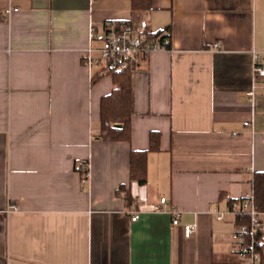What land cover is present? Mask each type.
<instances>
[{"label": "crops", "instance_id": "crops-1", "mask_svg": "<svg viewBox=\"0 0 264 264\" xmlns=\"http://www.w3.org/2000/svg\"><path fill=\"white\" fill-rule=\"evenodd\" d=\"M10 6L19 11L5 18ZM141 19L170 28L171 49L134 71L131 140L100 139L113 79L92 82L83 62L90 26ZM254 51L264 53V0H150L147 10L0 0V264H239L237 219L211 211L252 193L264 172ZM133 151H148L146 184L132 177ZM83 161L86 184L75 169ZM190 223L198 229L186 238Z\"/></svg>", "mask_w": 264, "mask_h": 264}, {"label": "built area", "instance_id": "built-area-1", "mask_svg": "<svg viewBox=\"0 0 264 264\" xmlns=\"http://www.w3.org/2000/svg\"><path fill=\"white\" fill-rule=\"evenodd\" d=\"M16 11H19V8L10 6L5 10L4 17H10ZM89 41L83 62L89 69L92 82L114 71L134 68L142 61L148 60L153 53L170 49L172 46L170 34L168 35L167 31H153L147 19H141L138 23L108 22L102 29L90 26ZM253 76L255 83L264 80V53L253 52ZM254 94L253 90L250 95ZM245 124L250 126L249 122ZM75 169L82 175V183L86 184L90 176V163L79 162ZM83 190L86 191L85 188ZM228 200L230 203L227 210H222L216 205L211 211L219 221L225 220L227 215H233L236 219L247 215L250 219L248 223H238L232 234L233 255L238 258L239 264H263L257 247L262 243V238H258V235L263 236L264 213L256 208L254 190L242 198ZM161 202L166 203L167 199L162 198ZM18 209V206L11 205L9 212ZM171 213L174 216L173 224L179 225V211L173 210ZM139 214L134 212L132 220L136 221ZM197 229V223L184 225L185 237L191 238Z\"/></svg>", "mask_w": 264, "mask_h": 264}, {"label": "trees", "instance_id": "trees-1", "mask_svg": "<svg viewBox=\"0 0 264 264\" xmlns=\"http://www.w3.org/2000/svg\"><path fill=\"white\" fill-rule=\"evenodd\" d=\"M132 7L134 10H147L150 8V0H132ZM169 30L170 28L161 31H167L169 35ZM138 65L125 71H114L108 74L113 79V89L101 101L102 130L99 134L100 139L131 140L132 119L135 114L134 71ZM97 80L99 78L94 82ZM117 124L121 126L117 127ZM159 142V134L152 133L150 150H159ZM147 155L148 151H133L131 156V174L140 184L147 183ZM120 190L124 191L126 199L131 201L125 186H122ZM253 190L256 208L264 213V172L255 173ZM249 221L247 215H241L237 219V223H248ZM258 238H262V243L257 247V251L260 252L264 264V237L260 234Z\"/></svg>", "mask_w": 264, "mask_h": 264}, {"label": "water", "instance_id": "water-1", "mask_svg": "<svg viewBox=\"0 0 264 264\" xmlns=\"http://www.w3.org/2000/svg\"><path fill=\"white\" fill-rule=\"evenodd\" d=\"M116 126H117V127H120L121 125H120V124H117Z\"/></svg>", "mask_w": 264, "mask_h": 264}]
</instances>
